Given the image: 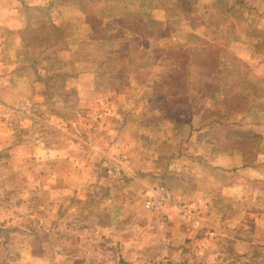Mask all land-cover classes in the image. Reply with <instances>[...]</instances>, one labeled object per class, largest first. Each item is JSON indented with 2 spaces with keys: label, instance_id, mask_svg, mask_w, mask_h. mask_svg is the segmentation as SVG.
Masks as SVG:
<instances>
[{
  "label": "rangeland",
  "instance_id": "obj_1",
  "mask_svg": "<svg viewBox=\"0 0 264 264\" xmlns=\"http://www.w3.org/2000/svg\"><path fill=\"white\" fill-rule=\"evenodd\" d=\"M0 264H264V0H0Z\"/></svg>",
  "mask_w": 264,
  "mask_h": 264
},
{
  "label": "built area",
  "instance_id": "obj_2",
  "mask_svg": "<svg viewBox=\"0 0 264 264\" xmlns=\"http://www.w3.org/2000/svg\"><path fill=\"white\" fill-rule=\"evenodd\" d=\"M160 205H161V202H153V203L147 204L148 208H151V209H153V207L159 208Z\"/></svg>",
  "mask_w": 264,
  "mask_h": 264
}]
</instances>
